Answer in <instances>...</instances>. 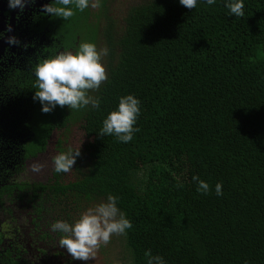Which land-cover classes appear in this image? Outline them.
I'll use <instances>...</instances> for the list:
<instances>
[{
    "label": "trees",
    "instance_id": "16d2710c",
    "mask_svg": "<svg viewBox=\"0 0 264 264\" xmlns=\"http://www.w3.org/2000/svg\"><path fill=\"white\" fill-rule=\"evenodd\" d=\"M52 22L68 46L80 37L79 44L108 47V80L89 92L99 109L43 113L46 126L60 123L68 135L78 125L86 135L72 175L35 188L50 189L33 197L41 198L34 214L52 217L44 226L73 223L74 213L111 193L133 225L119 239L125 263L147 264L150 251L167 264H264V0H245L242 18L229 16L224 0L196 9L179 0H101ZM34 84L32 69L11 78L14 99L2 100L6 132L14 118L25 132L40 111ZM129 93L141 101L139 131L129 143L101 137L102 121ZM31 137L23 142L20 133L12 144L21 158L28 144L43 147L42 136ZM193 175L209 183L207 194ZM17 185L32 186L10 187ZM0 264H16L9 250Z\"/></svg>",
    "mask_w": 264,
    "mask_h": 264
},
{
    "label": "flooded vegetation",
    "instance_id": "af4514ba",
    "mask_svg": "<svg viewBox=\"0 0 264 264\" xmlns=\"http://www.w3.org/2000/svg\"><path fill=\"white\" fill-rule=\"evenodd\" d=\"M50 2L51 0H35V3L27 4L21 11L19 8L10 9L8 0H0V33L4 34L0 37V45L5 43L0 49V252L4 253L9 250L16 264H93L91 259L87 262L73 260L66 249L59 246L61 234L53 232L51 226H44L52 219L51 215H48L47 219H39L34 214V205L41 200L39 197L33 198L36 196L35 193L44 192L46 197L50 191L45 186V190H35V188L42 183L48 184L51 179H53L51 183H54L58 176L62 177V173L54 172L52 158L60 151H67L68 148L76 149L71 137H74L72 129L78 128V125L71 126L68 135L62 134L60 123L55 122L46 126L44 120L46 115L39 107L40 111L36 116L31 117V122L27 128L25 127V132L18 131L16 118L12 120L13 128L6 132L1 116L5 109L2 106L4 97L14 99L15 92L11 91L9 82L13 76H16L17 70L28 68L34 73V66L43 59L60 50L75 51L78 47L80 37L73 43L74 46H68L65 36H62V27L56 26L52 22V17L44 13L43 5ZM9 27L11 31H7ZM10 36H15L20 43L18 45L9 44L8 37ZM60 109L61 107L57 106L50 113L55 115L60 112ZM37 117L39 123L36 124L37 129L34 130L33 123ZM20 133L23 142L26 141L28 135L32 136L29 141H34L36 136H42L43 147L36 149L33 146L29 147L28 144V155L21 158L12 146ZM83 134L85 139L84 131ZM81 146L79 145L80 148ZM37 161L42 164L46 163V165L41 172H33L32 175L31 165ZM38 178H43V181L41 182ZM21 182L32 184V186L10 187ZM59 197L62 198V195ZM21 216L26 218V224L20 221ZM5 222L12 225L10 231L8 227L7 229L1 228Z\"/></svg>",
    "mask_w": 264,
    "mask_h": 264
},
{
    "label": "clouds",
    "instance_id": "9594fccd",
    "mask_svg": "<svg viewBox=\"0 0 264 264\" xmlns=\"http://www.w3.org/2000/svg\"><path fill=\"white\" fill-rule=\"evenodd\" d=\"M217 0H179V4L187 9H196L198 4L215 5ZM29 3L35 0H8L10 9L24 10ZM101 0H51L43 5L45 14L53 18L59 17L68 20L77 11L84 12L90 6L100 7ZM228 15L237 18L245 16V0H224ZM7 31H11L9 27ZM4 34L0 33V37ZM9 44H19L15 36L8 37ZM107 46L98 48L93 42H82L72 50H60L41 62L34 68L35 93L34 100L42 105L41 111L45 114L53 111L57 106H67L71 111H80L91 106L99 109L101 99L89 94L90 90H99L102 83L108 80V73L103 58L107 56ZM141 114V101L132 94L119 98L117 107L110 111L102 121L98 131L101 137L115 136L121 143H129L134 134L139 131L137 120ZM80 147L67 151H60L52 158L54 172L69 173L77 157L80 156ZM43 164L39 161L31 165L34 173L41 172ZM192 182L196 184L197 192L207 194L210 185L199 176L193 175ZM218 196L223 195L222 183L215 185ZM119 197L109 193L106 201H102L94 208L83 212L73 223L65 220H56L51 224L53 232L60 233L59 246L66 249L73 260L87 262L95 259L101 245H107L113 235H127V230L133 227L126 213L118 207ZM147 264H167L161 255H152L150 251Z\"/></svg>",
    "mask_w": 264,
    "mask_h": 264
},
{
    "label": "rangeland",
    "instance_id": "374dc122",
    "mask_svg": "<svg viewBox=\"0 0 264 264\" xmlns=\"http://www.w3.org/2000/svg\"><path fill=\"white\" fill-rule=\"evenodd\" d=\"M262 52L264 53V50H262ZM72 133L74 137H71V140L73 141V143H75L76 148H78L79 145L81 146L82 143L85 142L84 141L85 139L83 138L84 136L83 131L80 130L79 128L74 127L72 129ZM45 165L46 163L45 164L43 163V167ZM32 175H33V172H32ZM68 175H72V171ZM38 180L42 182L43 178H40V179L38 178ZM81 214L82 213H77V212L74 213V217H75L74 221L78 219ZM20 221L26 224L25 217L21 216ZM7 227L10 231L12 228V225L8 222H5L1 225L2 229L4 228L7 229ZM119 239H120V235H113L110 242L107 245H101L100 248L97 250L95 259H91V261H93V264H130L129 262L125 263V261L121 260L123 253L121 251L122 246H121V241H119Z\"/></svg>",
    "mask_w": 264,
    "mask_h": 264
},
{
    "label": "water",
    "instance_id": "95a60500",
    "mask_svg": "<svg viewBox=\"0 0 264 264\" xmlns=\"http://www.w3.org/2000/svg\"><path fill=\"white\" fill-rule=\"evenodd\" d=\"M11 22H12V24H13V22H14V14H13V17L11 18ZM4 45H5V43H2V44L0 45V49H1L2 47H4Z\"/></svg>",
    "mask_w": 264,
    "mask_h": 264
}]
</instances>
